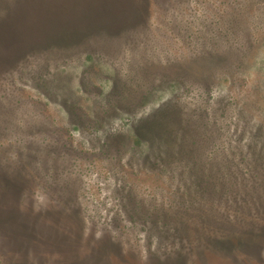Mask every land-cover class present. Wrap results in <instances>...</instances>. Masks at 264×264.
Masks as SVG:
<instances>
[{
	"label": "rangeland",
	"instance_id": "374dc122",
	"mask_svg": "<svg viewBox=\"0 0 264 264\" xmlns=\"http://www.w3.org/2000/svg\"><path fill=\"white\" fill-rule=\"evenodd\" d=\"M0 264H264V0H0Z\"/></svg>",
	"mask_w": 264,
	"mask_h": 264
},
{
	"label": "trees",
	"instance_id": "16d2710c",
	"mask_svg": "<svg viewBox=\"0 0 264 264\" xmlns=\"http://www.w3.org/2000/svg\"><path fill=\"white\" fill-rule=\"evenodd\" d=\"M175 117L166 113L162 116H158L157 118L150 119L148 122L143 124L138 128V134L142 137L150 136L154 137V134H159L161 131L165 132L172 125ZM138 142L141 144V140L137 138Z\"/></svg>",
	"mask_w": 264,
	"mask_h": 264
}]
</instances>
